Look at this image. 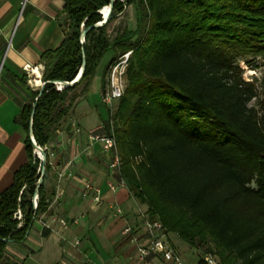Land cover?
<instances>
[{
  "label": "trees",
  "instance_id": "16d2710c",
  "mask_svg": "<svg viewBox=\"0 0 264 264\" xmlns=\"http://www.w3.org/2000/svg\"><path fill=\"white\" fill-rule=\"evenodd\" d=\"M109 3L64 0L63 39L40 54L41 94L27 86L15 117L25 132L26 160L0 191V264H17L7 246L23 244L47 207L46 150L36 208L31 201L40 160L32 154L30 121L35 143L48 147L113 47L131 51L112 122L129 195L165 233L217 256L219 264H264V98L259 108L250 104L256 90L236 63L239 53L264 55V0H114L106 21L95 25ZM127 5L135 7V29L110 37L109 23ZM83 58L78 81L58 90L57 82L73 81ZM198 263L205 264L202 257Z\"/></svg>",
  "mask_w": 264,
  "mask_h": 264
},
{
  "label": "crops",
  "instance_id": "0c3cea01",
  "mask_svg": "<svg viewBox=\"0 0 264 264\" xmlns=\"http://www.w3.org/2000/svg\"><path fill=\"white\" fill-rule=\"evenodd\" d=\"M63 8L64 0H0V191L11 183L14 171L26 160L25 132L15 117L28 97L27 86L32 90L41 86L40 54L56 49L63 39ZM133 10V26L125 27L124 21L120 31L135 29L134 5ZM122 15L125 19V9L115 21ZM120 52L115 47L107 50L110 55L103 69L97 72L99 62L88 92L60 121L47 145L53 151L44 179L47 207L34 220L23 244L7 246L8 255L17 264H171L160 254H151L145 262L138 257L136 244L122 230L130 226L142 237L146 206L133 199L125 186L117 185L115 190L107 187L108 181L117 183V177L108 169V156L98 142L90 152L84 151L89 131L109 132L110 109L101 101V90L106 68ZM62 170L65 173L58 178ZM84 181L99 187V202L82 195ZM40 218L49 228L41 227ZM59 219L67 221L66 228ZM169 233L165 237L178 253Z\"/></svg>",
  "mask_w": 264,
  "mask_h": 264
},
{
  "label": "built area",
  "instance_id": "2783aa9c",
  "mask_svg": "<svg viewBox=\"0 0 264 264\" xmlns=\"http://www.w3.org/2000/svg\"><path fill=\"white\" fill-rule=\"evenodd\" d=\"M83 40V38L80 39L81 42H83ZM130 54V50L118 54L106 68L105 84L101 90V101L109 107L110 115H112L110 107L112 102L118 100L124 92L125 70ZM112 130L113 126L110 119L108 134H102L98 132L97 129L89 131L87 133V143L84 151L90 152L92 145L96 142L100 144L101 151L108 156V169L117 177V183L108 181L107 187L110 190H115L117 185L124 186V181L120 176L121 158ZM41 148L47 151L50 159L53 157V151L49 147L44 146ZM35 155L41 160V157L37 156V154ZM64 173V170L59 171L57 174L58 178L62 177ZM68 175H70V173H68ZM81 193L83 196L89 195L93 202H99L101 199L99 187L88 181L83 182ZM31 201L32 206L36 208L38 194H35L34 197L31 198ZM116 212L121 213V208L116 207ZM14 216L20 219L21 212L19 209L15 212ZM39 221L42 228H49V224L44 220L40 218ZM58 221L63 228H66V220L59 219ZM142 231V237H138L130 226H126L122 230V233L136 244L138 257L142 261H147L151 254H160L164 260L170 261L171 264H185L180 255L166 239L164 229L158 220L150 221L148 218H144L142 222ZM202 258L205 264H219L213 254L205 253Z\"/></svg>",
  "mask_w": 264,
  "mask_h": 264
},
{
  "label": "rangeland",
  "instance_id": "374dc122",
  "mask_svg": "<svg viewBox=\"0 0 264 264\" xmlns=\"http://www.w3.org/2000/svg\"><path fill=\"white\" fill-rule=\"evenodd\" d=\"M133 20H134L133 5H127L125 6V19L124 16L122 15V18L119 21L113 20L112 22L109 23L108 32L110 34V37H113L116 31L118 30L120 31L123 28L124 21H125V27H127L128 25L133 26ZM142 21H143L142 25L144 26L146 19L143 18ZM134 26L136 25L134 24ZM143 28L144 27H142L140 31L141 33ZM109 55L110 53H105L102 56L100 60V66L97 72L103 69V66L108 61ZM236 63L240 69V77L242 78V80L244 82L251 83L256 90L257 98L252 99L250 104L254 105L256 108H259L260 102L264 98V55L255 52L239 53L236 56ZM124 82L126 85V78ZM117 104H118V100H114L112 102V105L110 106L112 110V115H110V119L114 125L117 122V119L114 115V111ZM33 153L34 151L32 150V154ZM169 237L172 243L177 245L178 253L180 252L181 253L180 256H182L185 259L186 261L185 264H200L198 263V261L204 255L203 249L186 245L183 239L175 235L173 232L169 233ZM215 257L217 262L219 263V258L217 256Z\"/></svg>",
  "mask_w": 264,
  "mask_h": 264
},
{
  "label": "water",
  "instance_id": "95a60500",
  "mask_svg": "<svg viewBox=\"0 0 264 264\" xmlns=\"http://www.w3.org/2000/svg\"><path fill=\"white\" fill-rule=\"evenodd\" d=\"M113 3H114V0H110L109 5L107 6L108 9H107V12H106V13H107L106 16H103V14H102V12H101V10H100V13H101V15H102V21L96 23L95 25H101V24H103V23L106 21V19H107V17H108V14H109V11H110L111 8H112ZM85 33H86V30H82L81 33H80V37L83 38L84 35H85ZM83 54H84V51L82 50V55H83ZM84 66H85V60H84V58H83V60H82V65H81V67H80V70H79V72L77 73V75L75 76V78L73 79V81H71V82H68V81L57 82L56 88H57L58 90H60V89H62V88H64V87H70V86H72L73 84H75V83L78 81L80 75L82 74L83 69H84ZM42 85H43V83H41V86H40V90H39L38 95L41 94V91H42ZM34 109H35V104H33V106H32V109H31V112H30V118L33 117ZM28 137H29V139H30V141H31L32 148H33L32 150H34V153H35V150H36V149L39 150V152L41 153L40 168H39V169H40V176H39V178H38V180H37V188H36L35 192H34L33 195H32V197H34V195L37 194V189H38L40 183H41L42 180H43V176H44V163H45V159H46V152H45V150H44L43 148H41L40 146H38V145L35 143V140H34L33 135H32L31 121H30L29 126H28Z\"/></svg>",
  "mask_w": 264,
  "mask_h": 264
},
{
  "label": "bare ground",
  "instance_id": "6f19581e",
  "mask_svg": "<svg viewBox=\"0 0 264 264\" xmlns=\"http://www.w3.org/2000/svg\"><path fill=\"white\" fill-rule=\"evenodd\" d=\"M34 72H36V73L39 75V72H38V71H34ZM33 79H34V78H33ZM36 150H37V149H36ZM36 150H35V153L37 154V156L41 157V153H38V152H37V151H39V150H37V151H36ZM35 156H36V155H35Z\"/></svg>",
  "mask_w": 264,
  "mask_h": 264
}]
</instances>
